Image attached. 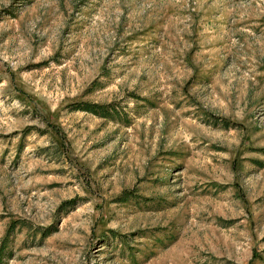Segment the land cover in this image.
<instances>
[{
    "label": "rangeland",
    "instance_id": "obj_1",
    "mask_svg": "<svg viewBox=\"0 0 264 264\" xmlns=\"http://www.w3.org/2000/svg\"><path fill=\"white\" fill-rule=\"evenodd\" d=\"M0 264H264V0H0Z\"/></svg>",
    "mask_w": 264,
    "mask_h": 264
},
{
    "label": "trees",
    "instance_id": "obj_2",
    "mask_svg": "<svg viewBox=\"0 0 264 264\" xmlns=\"http://www.w3.org/2000/svg\"><path fill=\"white\" fill-rule=\"evenodd\" d=\"M78 109L94 112V113H101L104 114L108 112L107 106L104 104H97L92 102H79L77 104Z\"/></svg>",
    "mask_w": 264,
    "mask_h": 264
}]
</instances>
